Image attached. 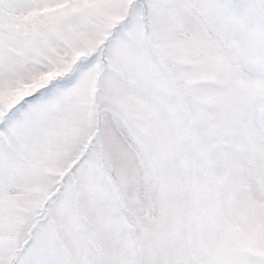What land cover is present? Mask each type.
I'll use <instances>...</instances> for the list:
<instances>
[{"label":"snow or ice","instance_id":"obj_1","mask_svg":"<svg viewBox=\"0 0 264 264\" xmlns=\"http://www.w3.org/2000/svg\"><path fill=\"white\" fill-rule=\"evenodd\" d=\"M0 264H264V0H0Z\"/></svg>","mask_w":264,"mask_h":264}]
</instances>
